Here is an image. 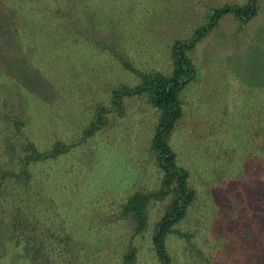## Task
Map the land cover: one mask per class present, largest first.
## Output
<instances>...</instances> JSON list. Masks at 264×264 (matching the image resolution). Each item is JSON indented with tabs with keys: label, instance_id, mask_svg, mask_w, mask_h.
<instances>
[{
	"label": "rangeland",
	"instance_id": "374dc122",
	"mask_svg": "<svg viewBox=\"0 0 264 264\" xmlns=\"http://www.w3.org/2000/svg\"><path fill=\"white\" fill-rule=\"evenodd\" d=\"M244 1L69 0L71 10L62 0L7 2L0 91L8 94L0 95L38 146H69L35 165L30 201L54 236L68 237L57 242L77 264H120L129 246L137 248L135 264H157L151 236L168 200L149 203L146 229L136 235L119 213L135 190L159 187L150 151L159 110L145 93L125 97L122 114L106 112L101 129L84 135L114 89L141 82L120 60L169 75L175 40L189 39L212 8ZM258 4L246 23L225 15L188 52L195 73L179 92L182 114L168 143L196 195L180 234L167 238L176 264H252L264 256V0Z\"/></svg>",
	"mask_w": 264,
	"mask_h": 264
},
{
	"label": "trees",
	"instance_id": "16d2710c",
	"mask_svg": "<svg viewBox=\"0 0 264 264\" xmlns=\"http://www.w3.org/2000/svg\"><path fill=\"white\" fill-rule=\"evenodd\" d=\"M10 1L13 0H0V19L1 15L7 13L4 10H9L7 2ZM41 1L36 0L40 7ZM62 1L68 10L72 9L69 0ZM30 2L31 0H27L26 4ZM258 9V0H245L242 4L224 3L212 8L208 20L196 28L189 39H177L173 42L172 70L169 75L160 72L147 73L121 59L122 66L139 76L141 82L132 87L124 85L114 89L111 106L109 108L97 106L93 118L84 128V135H93L104 125L106 112L122 114L123 98L133 95L145 93L148 102L159 110L150 144L155 164L162 172L159 187L153 191L135 190L120 206L119 213L129 221L131 235H136L146 229L149 203L165 198L168 200L164 213L154 224L151 236L157 264H176L169 252L167 238L173 234H180L176 226L188 213L196 195L194 188L189 184L187 169L177 163L175 152L168 143V137L182 114L179 92L195 73L188 52L196 42L216 27L218 21L225 15H232L240 22L246 23L258 14ZM3 30L4 26H1L0 31ZM3 70V67L0 68V72L3 73ZM16 81L17 78L6 80L9 84ZM2 93L5 97L8 94L7 91H0L1 95ZM1 95L0 135L4 134L6 141L3 146L4 153H0V164L7 160L6 166L0 168V262L4 260V264H77L73 260L74 257L60 248L57 242L67 240L68 237L54 236L47 222L39 219V216L37 218L39 214L37 202L30 201V196L38 192L32 176L35 165L57 158L66 152L69 146L60 141L53 142L48 148L46 145L38 146L32 139L33 133L26 129L25 121L14 116L11 110L5 109L6 99ZM24 195L25 200L21 198ZM59 255L61 259L58 258ZM137 255V248L129 246L122 254L120 264H135ZM241 256L244 257L245 254ZM251 256L254 257L253 252ZM252 264H264V256L260 259L255 258Z\"/></svg>",
	"mask_w": 264,
	"mask_h": 264
}]
</instances>
